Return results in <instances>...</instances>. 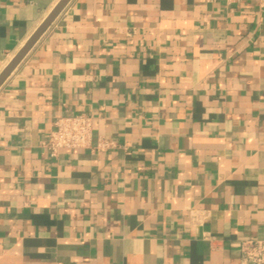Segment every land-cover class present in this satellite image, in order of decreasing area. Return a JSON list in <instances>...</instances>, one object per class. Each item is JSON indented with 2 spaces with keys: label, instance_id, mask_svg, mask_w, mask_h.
I'll return each mask as SVG.
<instances>
[{
  "label": "crops",
  "instance_id": "obj_1",
  "mask_svg": "<svg viewBox=\"0 0 264 264\" xmlns=\"http://www.w3.org/2000/svg\"><path fill=\"white\" fill-rule=\"evenodd\" d=\"M59 1L0 0V74ZM78 113L116 146L49 157ZM246 238L264 239V0H70L0 86V264H245Z\"/></svg>",
  "mask_w": 264,
  "mask_h": 264
},
{
  "label": "built area",
  "instance_id": "obj_2",
  "mask_svg": "<svg viewBox=\"0 0 264 264\" xmlns=\"http://www.w3.org/2000/svg\"><path fill=\"white\" fill-rule=\"evenodd\" d=\"M211 3H245L263 0H200ZM94 119L87 113L58 115L53 121V128L41 142V148L49 157H56L62 150H78L92 148L96 152H104L116 146V142L108 137L100 136L95 146L92 145ZM212 239L210 236H206ZM242 260L245 264H264V239L246 238L241 242Z\"/></svg>",
  "mask_w": 264,
  "mask_h": 264
},
{
  "label": "water",
  "instance_id": "obj_3",
  "mask_svg": "<svg viewBox=\"0 0 264 264\" xmlns=\"http://www.w3.org/2000/svg\"><path fill=\"white\" fill-rule=\"evenodd\" d=\"M70 0H60L46 19L41 23V25L36 29L32 36L28 39L25 45L20 49V51L14 56L10 63L5 67V69L0 74V86L8 78V76L13 72V70L20 64L27 53L31 50L37 40L41 35L47 30V28L52 24L56 17L61 13L64 7L68 4Z\"/></svg>",
  "mask_w": 264,
  "mask_h": 264
}]
</instances>
